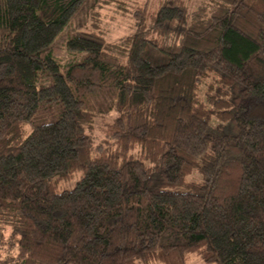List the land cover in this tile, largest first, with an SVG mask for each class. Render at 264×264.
<instances>
[{
	"label": "trees",
	"instance_id": "trees-1",
	"mask_svg": "<svg viewBox=\"0 0 264 264\" xmlns=\"http://www.w3.org/2000/svg\"><path fill=\"white\" fill-rule=\"evenodd\" d=\"M190 255L264 264V0H0V264Z\"/></svg>",
	"mask_w": 264,
	"mask_h": 264
},
{
	"label": "rangeland",
	"instance_id": "rangeland-1",
	"mask_svg": "<svg viewBox=\"0 0 264 264\" xmlns=\"http://www.w3.org/2000/svg\"><path fill=\"white\" fill-rule=\"evenodd\" d=\"M112 10L113 9H111V7L109 6L103 10V14H106L105 22L109 28L107 38L109 40H116L128 32L129 23H131V19L122 17L119 14L115 15V19H113V20L109 19L108 16H110V14H113ZM60 39L61 38L58 37L55 41V47H56L55 53H56V55L63 56L66 54L67 50L64 47L62 40L60 42ZM67 54H68V52H67ZM72 185H73V181H70L68 184H66V183L61 184L60 187H70ZM188 264H208V263L202 261L200 258H198L194 255H190V258L188 259Z\"/></svg>",
	"mask_w": 264,
	"mask_h": 264
}]
</instances>
